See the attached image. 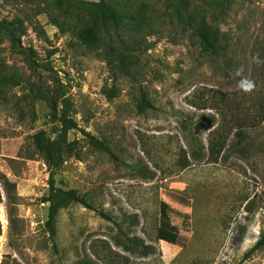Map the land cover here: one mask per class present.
<instances>
[{
	"label": "rangeland",
	"instance_id": "rangeland-1",
	"mask_svg": "<svg viewBox=\"0 0 264 264\" xmlns=\"http://www.w3.org/2000/svg\"><path fill=\"white\" fill-rule=\"evenodd\" d=\"M184 2L180 15L177 0H116L119 13L93 17L0 0V20L29 27L22 48L0 29V264H264V245L247 256L264 238V0ZM188 15L219 32L217 53ZM33 83L66 94L77 127L57 185L93 207L62 209L54 239L32 136L63 129ZM162 201L182 245L158 239Z\"/></svg>",
	"mask_w": 264,
	"mask_h": 264
},
{
	"label": "trees",
	"instance_id": "trees-1",
	"mask_svg": "<svg viewBox=\"0 0 264 264\" xmlns=\"http://www.w3.org/2000/svg\"><path fill=\"white\" fill-rule=\"evenodd\" d=\"M21 0H14V3H18ZM45 4L43 8H39L40 12L51 11L52 9L61 11L65 16L69 13H75L80 11L93 12V17L96 13L104 15H112L118 12V4L116 0H98V1H85V0H41ZM175 1V0H171ZM176 11L182 15V10L187 9V5L184 0H177ZM189 25L193 28L195 36L198 38L201 47L206 52L217 53L220 48V36L217 30L212 29L205 20H201L199 23L196 17L188 15L187 17ZM27 18L25 16H14L11 20H0V29H4L8 32L9 41L13 46L22 48V36L27 33L28 30ZM85 41H89L88 36H83ZM31 93L34 97L45 100L52 109V115L54 119L59 121L62 126L63 133L57 138L52 139L47 135V132L42 130L35 133L32 136L33 144L39 152L45 163L50 170L49 177V214L46 221L47 231L50 233L51 238L54 239L57 234L56 220L60 211L67 208L73 203L82 204L88 208H93L87 201L86 195L79 193L76 189H64L58 186V180L56 175L58 174L61 165L65 161L66 154H71L72 144L68 143L67 133L69 130L77 127V123L68 117V113L59 109L60 103L65 93L62 91L59 84L52 88L46 87L41 83H33L31 87ZM152 107V103L147 97L146 93H142V97L138 104L139 112L143 113L147 109ZM61 111V112H60ZM202 124L199 125L201 129ZM90 137L91 143L106 152L112 153L111 149L100 139L87 134ZM202 148L197 146L193 152V157L199 160L202 157ZM6 186L9 187L6 183ZM170 206L167 202L162 201L160 204V224L158 227V239L163 240L169 244L182 245L181 235L178 228L172 223L169 215ZM100 215L103 218L110 220V216L105 211H100ZM264 245V238L260 239L256 245L247 252V256L252 253L258 247Z\"/></svg>",
	"mask_w": 264,
	"mask_h": 264
}]
</instances>
